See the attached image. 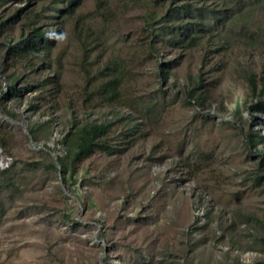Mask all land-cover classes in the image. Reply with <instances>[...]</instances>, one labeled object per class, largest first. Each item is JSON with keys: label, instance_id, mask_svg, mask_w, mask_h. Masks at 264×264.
Wrapping results in <instances>:
<instances>
[{"label": "rangeland", "instance_id": "obj_1", "mask_svg": "<svg viewBox=\"0 0 264 264\" xmlns=\"http://www.w3.org/2000/svg\"><path fill=\"white\" fill-rule=\"evenodd\" d=\"M193 1L224 16L194 46L174 26L205 16L167 14L189 0L0 4V264H264L263 3ZM30 25L49 52L9 55ZM90 123L109 151L63 172Z\"/></svg>", "mask_w": 264, "mask_h": 264}, {"label": "trees", "instance_id": "obj_2", "mask_svg": "<svg viewBox=\"0 0 264 264\" xmlns=\"http://www.w3.org/2000/svg\"><path fill=\"white\" fill-rule=\"evenodd\" d=\"M19 0H13L14 3L18 2ZM36 2H44L46 0H33ZM48 1V0H47ZM51 6L54 7L61 2L64 4V9L62 10L61 16H69L72 15L75 11V5L77 4L78 0H50ZM260 3H263L261 6V13L264 15V0H260ZM195 2L193 0H189V2L180 6H171L167 14L173 12L174 16L182 15L184 19L193 20L195 18H199L200 16H205V21L201 25L198 26L197 23L187 21L182 25L174 26L177 30V37L175 38L176 44H181L187 41L190 46L197 45L201 43V41L206 38L209 41L215 30L218 31L223 26L224 16L217 15L218 13L209 7H201L197 8L195 6ZM5 0H0V4H4ZM23 8H17L10 19L16 18L20 15L23 11ZM172 16V15H171ZM209 16V17H206ZM8 19V20H10ZM7 20V21H8ZM6 21L0 22V34L2 32V25ZM261 24L264 26V18ZM263 31L260 33H264ZM217 31V32H218ZM54 33H59L60 30L56 29L53 31ZM52 31H46L40 28L39 26H29V31L26 32L25 35L21 36L20 40H18L13 45L9 46L8 54L11 56H17L24 59H31L32 57L36 56L38 53L45 54L49 52L50 46H52V41L49 40V36L51 35ZM196 33L198 35H196ZM259 34L256 32L252 38L257 37ZM262 35H259V37ZM258 37V38H259ZM264 40V39H263ZM205 42V41H204ZM113 74V73H112ZM111 74V75H112ZM117 82L118 78L116 74L110 76V78L102 82L97 88L96 91L99 94H102L104 98L108 100H112L116 95L117 90ZM255 81L254 75L250 76L249 78V89L252 94L255 91ZM250 110L257 113H264V101H258L253 105L249 106ZM231 114L234 116H240L239 110L235 109L231 111ZM108 124H84L79 129H77L74 133H69L64 136L63 144L66 147V154L59 159V164L63 172L66 171H73L74 164L82 159L90 156L95 150L105 149L109 151V148L104 143H101V139L108 134L109 131ZM251 136H255V134H251ZM257 142H264V138L262 136H255Z\"/></svg>", "mask_w": 264, "mask_h": 264}]
</instances>
